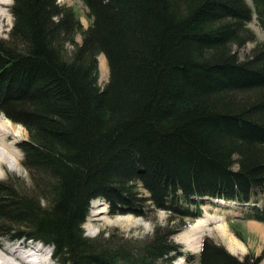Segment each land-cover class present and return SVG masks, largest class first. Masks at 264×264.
<instances>
[{
    "label": "trees",
    "instance_id": "trees-1",
    "mask_svg": "<svg viewBox=\"0 0 264 264\" xmlns=\"http://www.w3.org/2000/svg\"><path fill=\"white\" fill-rule=\"evenodd\" d=\"M79 1L86 28L58 0L9 7L0 116L28 133V177L0 180V235L48 245L58 264L189 262L173 236L204 197L264 195V41L249 27L264 31V0ZM97 200L110 214L169 215L144 238L88 236ZM243 216L264 224V208ZM206 239L198 264L261 260Z\"/></svg>",
    "mask_w": 264,
    "mask_h": 264
},
{
    "label": "rangeland",
    "instance_id": "rangeland-1",
    "mask_svg": "<svg viewBox=\"0 0 264 264\" xmlns=\"http://www.w3.org/2000/svg\"><path fill=\"white\" fill-rule=\"evenodd\" d=\"M7 3L5 5H0V11L5 13L4 18L0 19V38H6L9 32V29L12 25V15L10 13L9 7L11 5L12 0H5ZM60 3H64L66 5L71 6L76 15L79 17L81 24L84 28L87 27L89 21L86 17V8L79 0H58ZM249 27L253 29L257 40L264 41V31H262L257 25L255 18H252V21L249 23ZM77 41H81L80 35L76 36ZM253 43L249 42L246 46L239 50V55L244 56L249 52L252 48ZM103 57V56H101ZM100 58V57H99ZM99 60V59H98ZM99 74H98V83L100 86L105 85L108 80V72H106L105 68L100 67L99 62ZM0 121L8 122L9 125L7 129V137L4 139L5 144L10 147L14 155L17 156L18 168L17 170H12L7 166H2V175L0 176V180L10 179L12 176H18L23 180L27 181V172L21 164L22 159V151L18 147V143L23 140L28 139V133L24 127L19 124L10 122L3 116L0 117ZM219 202V201H217ZM231 203H224L221 206V210H216L212 213L213 207L220 205H212L206 204L202 207L205 212L203 215H210L222 218L220 221H227L228 226L226 230L219 231L216 226L217 220L210 219L207 222V227H205L201 236L195 239L194 243H189L192 241L190 238V229L195 223L193 219L185 218L183 219L184 225L182 226V230L173 236V241L178 245L182 246V250L186 253L192 255L193 260L189 263L185 259H178L175 264H198L196 257L198 258L199 251L201 250V239L204 235L207 237L206 240H211L219 245H222L228 252H230L233 256L238 258H242L246 254H252L257 257H261L259 264H264V238H260L257 236V233L251 232L250 227L246 224H241L242 222H235L236 220H240L238 213L240 212L239 208L232 203L231 208L229 206ZM259 209H263V206H258ZM251 208V207H250ZM217 209V208H216ZM241 210H245L241 208ZM103 211L102 213H98ZM147 216H135L132 214H110L108 210V206L105 201L97 200L92 202L91 210L84 224L85 233L88 236H95L102 231H115L117 234H123L125 237H132L136 239L144 238L149 236L156 224H164L168 218V213L163 210H157L153 213L146 214ZM235 220V221H233ZM233 221V222H232ZM219 225V224H218ZM235 225V227H231ZM239 237L237 236L238 234ZM235 241L238 246L232 247L231 241ZM0 241L5 246H18L26 243L20 240H9L0 235ZM30 244H28L29 246ZM30 247V246H29ZM232 247V248H231ZM30 250V249H29ZM39 251V248H38ZM34 254H37V251H33ZM41 255V254H39ZM42 257L46 258V254H42ZM55 261V260H53ZM51 264V262H47ZM54 264H58L56 261Z\"/></svg>",
    "mask_w": 264,
    "mask_h": 264
},
{
    "label": "bare ground",
    "instance_id": "bare-ground-1",
    "mask_svg": "<svg viewBox=\"0 0 264 264\" xmlns=\"http://www.w3.org/2000/svg\"><path fill=\"white\" fill-rule=\"evenodd\" d=\"M6 3L7 2L5 0H0V5H5ZM4 15L5 13L4 12L2 13L0 11V19H3ZM99 62H100V67L102 68L104 67L106 72H108V66H107L106 59L104 57H100ZM7 123L0 121V176L2 175V166H7L8 168L12 170H17L19 166L18 161H17V156L13 154L14 151H12L10 147L5 144V141H4V139L7 137V134H8L6 128H8L9 125ZM216 201H219L221 203L229 202V201H225L222 199L216 200ZM236 202L237 201H232V203L235 204L239 208L240 212L243 215L244 212L248 211V209L249 210H251L252 208L259 209L258 206L264 207V195L255 196L251 198V200L249 202H246L245 204L240 203V204H244L243 206H240ZM241 208L245 210H241ZM102 212L103 211H100L98 213H102ZM212 218H215V217L210 216V215H205V217L203 216L202 218L195 221V223H193L194 225L190 229V238L192 239V241H190L189 243L192 242L193 244L195 239L198 238V236H201L205 227H207L206 226L207 222ZM33 251H37L38 253L34 254ZM39 254L41 253H39L38 248H34L31 246L30 247L24 246V244H21L18 246H5L0 241V264H48L47 262L49 261L47 259V255H46V258H44L41 256L42 254L41 255ZM179 259L181 260L185 258H179ZM175 263L176 261L173 264Z\"/></svg>",
    "mask_w": 264,
    "mask_h": 264
},
{
    "label": "crops",
    "instance_id": "crops-1",
    "mask_svg": "<svg viewBox=\"0 0 264 264\" xmlns=\"http://www.w3.org/2000/svg\"><path fill=\"white\" fill-rule=\"evenodd\" d=\"M233 221H235V220H233ZM235 222H242L241 224H243V225L246 224L248 227H250L251 232L257 233V236H259L260 238H264V224L263 223L253 221V220H241V219L238 221L236 220ZM227 224H228L227 221L224 222L221 220L220 222L216 223V226H217V229L219 231H223V230H226L227 227H229ZM231 244H232V247L238 246V244L233 240L231 241Z\"/></svg>",
    "mask_w": 264,
    "mask_h": 264
}]
</instances>
